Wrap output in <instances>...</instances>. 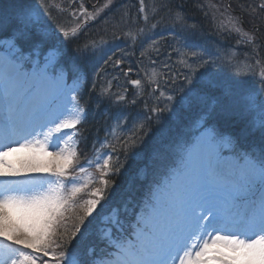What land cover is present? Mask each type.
Here are the masks:
<instances>
[{"label": "snow or ice", "instance_id": "obj_1", "mask_svg": "<svg viewBox=\"0 0 264 264\" xmlns=\"http://www.w3.org/2000/svg\"><path fill=\"white\" fill-rule=\"evenodd\" d=\"M113 2L94 5L93 11L82 0L77 8L76 0H13L0 7V264H264V34L255 26L245 31L242 17L230 13L231 5L223 12L222 6L210 5L213 20L217 12L228 14L218 32L235 33L237 44L251 48L243 59L219 49L213 54L188 43L185 34L196 25L168 0H139L143 24L124 12L112 24V38L130 41V48L149 39L139 55L155 65L153 56H159L164 37L151 33L168 21L179 67L173 71L164 62L160 71L142 69L143 82L128 81L137 90L131 100L127 88L113 92L112 81H106L99 94L120 110L99 147L93 144L94 159L82 166L78 126L86 119L80 93L87 73L72 63L75 77L69 85L63 45ZM241 8L254 20H264V0ZM53 12L70 14L73 24L66 28ZM107 43L101 37L76 49L78 56L95 59L93 90L105 67L119 68L125 56L135 54L124 49L119 57L108 54ZM221 66L230 75L207 71ZM132 71L129 67L124 76ZM249 77L259 78V89L245 86ZM145 83L155 97L151 107L144 102L150 114L126 127L124 109L145 95ZM164 113L177 120L181 113H195V119L156 154L167 161L161 179L131 208L126 203L102 214L113 177L153 128H160ZM119 152L123 161L113 155ZM85 189L87 198L81 202L77 197ZM76 208L82 214L68 229L67 214ZM97 217L102 247H90L81 256L73 241L87 235Z\"/></svg>", "mask_w": 264, "mask_h": 264}, {"label": "trees", "instance_id": "obj_2", "mask_svg": "<svg viewBox=\"0 0 264 264\" xmlns=\"http://www.w3.org/2000/svg\"><path fill=\"white\" fill-rule=\"evenodd\" d=\"M91 2H93V0ZM168 2L174 11L180 10L183 12L189 24L196 25V29L193 31V34L196 37L195 43H197L198 41V43L202 47L206 48L209 52H212L213 54L219 49L221 51L233 52L239 59H243L244 53L251 52V48L243 43L237 44V40L240 39V37L235 33L229 35L227 32H218L217 26L221 22L227 24L228 14H225L227 15L226 18H222L220 12H217L216 18L215 20H213L212 9H210V5L215 4L223 6L221 12L224 11L225 7L231 5V9L229 11L232 15L242 17L243 21L246 18L252 19L251 24L244 21L242 27L245 31L251 32L253 31V28L255 26L260 28V34H264V20H254L252 16H250L247 12L243 11L241 8L242 5L252 3L253 0H168ZM255 2H258V0H255ZM133 3L135 2L133 1ZM146 4H150L148 0L146 1ZM204 10H209V15L207 17L204 15ZM161 14H163V12H161ZM135 16L138 15L135 14ZM97 20L98 19L94 20L91 26L82 29V31L78 33V36L76 38L69 40L70 44L73 46V49L76 50L77 48L82 47L76 45L81 42L85 43V40L82 37V33L85 32L86 29L94 27L98 23ZM137 22L140 25L143 24L142 20L138 19ZM165 23L169 26L171 25L168 21H165ZM168 30L165 29V31ZM185 35H187V37L189 38L191 37V34ZM161 36H163L164 39L161 40L162 43L160 42V54L155 58L157 60V65L155 64L156 66H158V64L162 62L164 57L169 59L170 55L171 58L169 59V61H167L170 63L174 62V59L178 57L175 52H172V46L175 44V41L170 35V31L162 35H159V32L157 31L153 34L152 37L159 39ZM117 42H121V39L117 40ZM125 46L126 45H124V47ZM121 48L122 47H120V49ZM262 51H264V49H262ZM108 54H111V52ZM89 60V56H81V60H79V65L82 67H89ZM137 61L138 64L142 61L140 55H138ZM134 65L136 64H134L132 60V62L122 64L119 66V68H113V70H109L107 73H111V75L114 74L112 75L114 77L116 72L119 71L123 75L124 79V71H127L129 67L135 69L133 67ZM214 68L216 69V71H214L212 67L209 68V72L218 73L226 76V72L223 71L221 68ZM135 70L130 72L128 76L125 77L135 78ZM172 70L175 71L174 68H172ZM84 71L87 73V80L83 84L82 91L80 93V102L86 109V119L82 125L78 126L81 129V138L78 144V149L80 152L78 164L80 165H87V161L89 159H94L95 152L93 149V144L95 143L96 147H99L98 141L104 140L107 129L113 124L112 117L115 116V114L120 110L116 105L112 104L108 99L102 98L99 94L101 87L105 86L106 81H108V75L101 72L100 76L96 77V88L95 90H93V78L88 77L90 70L85 69ZM70 75L72 76V74ZM101 75H103V83L99 82L102 79ZM116 83H118V81H116ZM116 86L117 85L113 84L112 82V91H114V88ZM145 101L148 102L149 107L152 106L149 101L146 100L143 96L142 98L137 99V103L135 105H128L124 109V114L128 117V124L126 125V127H131L134 121H137L138 119H143L145 116L150 114L145 111ZM189 115L190 117H192L191 120L195 119V113ZM168 116L169 115L167 113L163 114L162 124L160 125V128H153V132L146 138L144 145L134 150L136 155L134 157L130 156V158L126 162H124V167L120 170L119 174L113 177V179L115 180V184L110 189V197L107 200L102 201V205H104V210L102 214H107L113 208L122 209L126 203H128L129 208H131L134 204L138 203L141 198L147 193L148 189L153 186L154 181L161 179L165 171L164 165L167 161L161 159L160 156L156 154L163 153L164 146L170 143V141L177 135V133L181 131V127L183 125H186L185 123L181 122V120L185 118L186 114L181 113L178 120L176 117H173L171 115V122L167 121V118L169 119ZM103 151L108 152L110 150L105 149ZM113 155H119L121 160H124V154L122 152L113 153ZM89 172L92 173L93 176H99V173L95 170L94 167H90ZM92 186L93 185H90V187ZM94 186L99 185L97 184ZM77 200L81 201L78 197ZM80 211L81 209H76L75 212H71V216L69 218L70 226H73V224L75 223V216Z\"/></svg>", "mask_w": 264, "mask_h": 264}, {"label": "rangeland", "instance_id": "obj_3", "mask_svg": "<svg viewBox=\"0 0 264 264\" xmlns=\"http://www.w3.org/2000/svg\"><path fill=\"white\" fill-rule=\"evenodd\" d=\"M92 1V0H91ZM95 0H93L94 2ZM100 1V0H99ZM98 1L97 4H93L95 5L96 7H101L103 6V4L107 3V0H101L100 2ZM120 1L121 0H114L113 4L109 6V9H105V11L103 13H101V15L99 17H97V21L98 23L92 27V28H88L86 29L85 32L82 33V37L84 38L85 40V43L81 42V43H78L76 45L78 46H82L81 48L84 47V45L86 43H90L92 40H99L101 39V37H103L104 39H106L108 41V43L105 45V51L107 53H110V52H116V56L119 57L122 55V53L120 52V47H122L121 49H124L125 52H131V51H134V55H128V56H125V60H126V63L128 62H134V65L133 67L136 69H133L136 71V75H135V78H126L124 76V79H123V75L117 71L115 76L114 77H118V79H113V76L114 74L111 75V73H107L109 70H113V67L111 65L105 67L103 69V73L108 75V81L111 80L113 82V84H116L117 86L114 88V91L113 92H117V91H123L124 88H127L128 91H127V98L128 100H131L132 98H134L135 96V93H136V89L134 87H129V83L128 81L132 80V79H142V82H143V77H144V71H142V69H146L148 70L149 72L155 68L157 71H160L161 70V66L164 62H167L169 61V59H167L166 57L163 58L162 62L158 64V66L156 65H151L149 63V61L147 59H144L142 58V61L138 64V61H137V57L140 53L141 50H143V47H147L148 43H150V40L149 39H144V42H143V46L141 45H136V46H133V47H129V44H130V41H126L125 39H121V42H117V40H114L112 38V24L115 22V20L119 17L120 14L124 13V12H127L128 13V18H136L137 21H138V16H135V14L138 15V8H139V0H132L134 1L135 3H133L132 5H126L124 7L121 6L120 4ZM151 3L154 2V0H149ZM252 1V0H250ZM13 0H0V7H8L10 3H12ZM57 3L60 2V0H56ZM65 4L68 2V0H64ZM81 2V0L79 1V3ZM83 2V1H82ZM78 5L76 6H73V8H77ZM89 11H93V7H90V8H87ZM223 9V6L220 8V12L222 11ZM212 11H214V9H212ZM107 14V15H106ZM53 15L56 19V21L60 24H63L66 28L70 27L72 24H73V20H72V17L70 16V14L68 13H64V14H60V15H57L55 12H53ZM227 15H223L222 18H226ZM159 18V16H157V19ZM107 21V23H106ZM245 22H248L249 24L252 23V19L251 18H246L244 20ZM54 27V26H53ZM171 28V25H167L165 22L160 24L155 30L153 33H151V36H153V34L155 32H159V35H162L170 30ZM165 29H167L168 31H165ZM107 30V31H105ZM125 30H127V28H125ZM57 35H60L59 33H57ZM154 38V37H152ZM60 39L63 40V36L60 35ZM139 39V38H138ZM188 39V43L191 44V45H198V46H201L198 41L197 43L196 42V37L194 36L193 32L191 34V37H187ZM162 43V42H161ZM126 45L124 47V45ZM64 48L66 49V55L64 56L63 60H62V63L64 65V67L67 69V70H70L72 73H73V80H74V77H75V73L72 71V68H71V65L72 63H75L77 65H79V60H81V56H78L77 55V52L75 49H73V46L70 44V41L67 40V41H64ZM109 48V49H107ZM118 50V51H117ZM137 55V57H136ZM136 57V58H135ZM157 56H153V58L155 59ZM89 67H82L80 66L81 68H83L84 70L85 69H89L90 70V73L88 75V77L90 78H93V65L95 64V59L90 57L89 56ZM115 59V57H114ZM179 57L175 58L174 59V62L170 63V62H167L172 68L176 69L179 67L177 61H178ZM145 60V62H144ZM176 60V61H175ZM125 63V64H126ZM132 65V64H131ZM145 65V67H144ZM216 68H221L223 71L226 72V76L230 75L228 69L224 68V67H216ZM213 70L216 71V69L213 67ZM207 71H209V69H207ZM121 75V76H120ZM122 77V78H121ZM101 80L99 81L100 83H103V75H101ZM96 79V78H95ZM73 80L72 83H73ZM116 81H118V83H116ZM71 83V84H72ZM244 83H245V86L246 87H249V88H252V89H259L260 87V81H259V78L258 77H249V78H245L244 80ZM69 84V85H71ZM177 87H178V83H177ZM144 90H145V99L149 101V103L151 105H153V103L155 102V97L153 96H150L148 93L151 92V89L147 87L146 83L144 85ZM162 103V101H161ZM169 116V119L167 118V121L171 122L170 120H172V116L171 114L167 113ZM186 114L185 118L183 120H181L182 123H185L186 125L189 124L192 120V117H190L189 114H194V113H184ZM239 127H243V124L241 123L240 125H238V128ZM252 138L250 137L249 138V142H251ZM79 160V159H78ZM80 165V164H79ZM82 166L85 165V164H81ZM87 189H85V191L83 193H81L78 198L82 201L83 199H86L87 196H86V193H87ZM76 209H80V208H76ZM97 211L99 212L100 209L98 208ZM82 214V210L79 212ZM70 218L71 216V212H69L67 214ZM94 216H96V213L93 214ZM69 220H67L66 222V226L68 229H71L72 226L69 225ZM89 220H92L91 217H89ZM86 225H87V221H86ZM102 227V225L100 224V219L99 217L96 218V220L93 221V223L89 226V233L87 235H85L83 238H81L80 236L77 237V241H79V243H77V241H73V245L75 246V250L81 255V256H84L85 253H87L88 249L90 247H95L97 250L100 249V247H102V245L100 244V240H99V233H98V229ZM71 249V248H70ZM72 250V249H71Z\"/></svg>", "mask_w": 264, "mask_h": 264}, {"label": "flooded vegetation", "instance_id": "obj_4", "mask_svg": "<svg viewBox=\"0 0 264 264\" xmlns=\"http://www.w3.org/2000/svg\"><path fill=\"white\" fill-rule=\"evenodd\" d=\"M76 1L79 3L80 0H76ZM88 1H89V0H88ZM86 3H88V2H86ZM87 6H90V5L88 4Z\"/></svg>", "mask_w": 264, "mask_h": 264}]
</instances>
